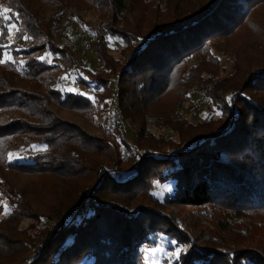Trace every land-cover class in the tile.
<instances>
[{"label":"trees","instance_id":"16d2710c","mask_svg":"<svg viewBox=\"0 0 264 264\" xmlns=\"http://www.w3.org/2000/svg\"><path fill=\"white\" fill-rule=\"evenodd\" d=\"M1 2L11 10L4 14L11 20H0L4 33L0 46L5 45L9 24L16 25L17 43L25 35L31 39L25 48L13 49L24 61L19 67L14 64L16 81L1 70L12 65L0 64V198L8 209L0 218V264H21L32 252L37 255L31 264H149L140 248L155 247L160 235L189 247V253L171 264H264V226L255 225L254 233L248 224L251 218L241 220L237 230L235 221L218 222L221 233L237 232L234 237L244 239L205 246L192 235L183 238L166 217L148 209L162 211L166 204L194 209L219 206L236 219L247 214L264 218V13L256 12L251 19L264 0ZM73 7L92 15L80 21L95 34L98 59L118 73L120 109L136 128L130 138L154 151L165 146L178 150L176 158L140 159L121 178L105 175L90 195L98 202L83 203L78 188L85 187L84 191L88 186L85 193L93 189L100 170H107L104 163L111 164L119 155L118 144L65 121L53 108L77 112L88 120L101 103L107 111L110 73L92 74L99 92L89 100L58 91V66L38 59L49 50L65 66L72 65L62 40L60 44L51 40L47 20ZM243 28L250 35L238 39ZM109 37L120 45L118 57L106 49ZM6 50L0 47V59ZM223 58L229 60L227 67ZM193 90L201 91L209 102L207 109L214 108L197 123L178 113ZM167 93L172 96L166 108ZM231 117L232 132L226 129ZM153 128L168 130L172 136L160 139ZM32 146L45 149L29 154ZM20 151L28 157L9 162L8 154ZM15 176L34 180L17 181ZM155 183L173 185L162 201L154 194ZM105 196L112 197L108 203ZM132 205L138 207L131 214L127 207ZM74 211L79 214L66 223ZM26 220L61 224L56 231L45 226L37 231L32 223L23 227Z\"/></svg>","mask_w":264,"mask_h":264},{"label":"rangeland","instance_id":"374dc122","mask_svg":"<svg viewBox=\"0 0 264 264\" xmlns=\"http://www.w3.org/2000/svg\"><path fill=\"white\" fill-rule=\"evenodd\" d=\"M4 8H6V6L5 4H2L0 0V13H2V9ZM71 9L75 10L74 14L76 15V17L74 20H71L70 17L67 15L68 10H71ZM256 12L264 13V6L254 11L253 14L251 15V19L253 18ZM81 18L88 20L92 18V15L87 14L84 11H79L74 7L70 9H64L63 12L61 11L57 12L55 16H53V18L47 20V23L52 31L50 33V36H52L51 40L57 44H60L61 43L60 40H62V43H64L66 46L65 41L60 38L61 36L60 34L62 33V31L65 32L67 37L72 36L70 38L76 39L77 37L75 35H78L79 33H81V27H84L87 29V27L80 21ZM14 30L15 29L13 28L12 35L11 36L8 35L6 41H4L5 45H10V47L7 48L8 51L6 50L4 51V53L7 52L11 56V60L6 61L5 63L9 62L12 66L1 68V70L3 74L6 75V77L12 78L14 81H16L18 78L17 77L18 69L14 67V64L17 63L19 67L21 65V62H24V61L22 60L21 57H17V58L15 57L13 49L17 48V50H19L20 48H23V47L25 48L27 44V40L22 39L20 42L17 43L16 39L13 37ZM90 32H92V34L95 35L92 30ZM249 35H250V32L248 31V29L243 28L238 33V39H242L243 37H248ZM94 44L95 43L92 44L91 50L88 51L87 53H84V55L83 54L78 55V53H76L74 49L72 48L70 49L68 48V46H66L72 56V62H71L72 65L65 66V63L60 59V56L58 54H53L49 50H45L44 52H42L38 56V59L39 57H46V59L44 60L39 59V61L44 62L46 65L52 64L54 66H58V73H56L58 74L57 76L58 83L55 86V88L58 91H60L62 94L80 95L84 98H88L89 100H93L96 93L99 92V88L98 86H96L97 84L94 81H92V74H95L97 72H105L103 74L110 73V76H109L110 82L108 85L109 97L108 99H106V106H107L110 100V96L112 97L114 93H116V91L119 92V88H118L119 87V76H118V73L110 72L109 65H106V64L103 65L101 63V61L97 57ZM143 44H144V41L138 44L137 49L142 47ZM75 45L77 46L78 44H75ZM62 46L63 45H60L58 46V48H62ZM119 48H120V45L115 38H112V37L107 38L106 49L109 53H112L114 54L115 57H118ZM11 54L14 56H12ZM3 59H5V56H3ZM222 62H223V66L225 67L229 65V60L227 58H223ZM262 73H258L257 75L262 74ZM107 74H106V77H108ZM239 93L233 96L232 104H231L232 107L236 104L235 101L237 100ZM118 96H119V93H118ZM171 96H172L171 93H167V95L164 96L163 101L165 102V104L163 106H165L166 108H167V102ZM189 96H190L189 100L180 109H178V113L182 117L186 118L189 122L197 123L199 121H202L203 119H206L209 115V111L214 112L213 110L214 108H208L209 110L207 109V105L209 104V102L207 103L205 98L202 96L200 90L191 91ZM118 101H119V98H118ZM102 107H103V104L101 103L99 104L97 112L94 114V116L88 115L91 118L90 120L86 119L81 114L71 111V110L68 111V110L53 108L54 111L57 113L56 115H59L65 121L79 124L88 133L94 135L95 137L103 138L106 141H110L113 146H115L114 143H116L118 144V147H119V149L118 147L116 148L119 155H116L117 158L115 159V161L111 162V164L110 162L104 163V167H106L107 170H104V168L101 169L102 171L100 170L101 173L98 177V180L96 181L95 184H92L93 189L90 192L88 190V192L85 193L87 188H89L88 186H86V189L84 191L83 189L85 187L82 189L78 188V192L82 196L83 203L88 200L94 201V202L98 200L97 197L94 199L90 195H93V190L99 185L100 180L105 175L109 176L108 171L115 170V169L120 171L121 176L119 178H121L125 171H128L129 169H131L132 167L135 166L136 163H138V161H140L139 159H135L128 155V148H127L128 146L127 144L122 143L117 133L113 134L111 137H107L104 134L103 126L105 125L104 116L106 114V110L103 111L104 109H102ZM125 123H126L125 132H126V138H127L126 140L129 143L136 145L142 151L147 152L150 155L152 154V156H150L149 158H156V156H160V155L167 156L169 152L175 153L176 151H178V150H174L169 147H166V146L162 147L159 151H154V149L139 145L138 143L134 142V137L130 138V135L135 136L136 128L133 129L132 126L128 124L126 121ZM227 123L228 124L226 126V129L232 132V130L234 129L233 118L232 117L229 118L227 120ZM152 132L155 134V136H162L160 137V139H163V138L165 139L166 137L172 136V133L168 130H158L156 128H153ZM44 149L45 148L43 146H36L35 148L32 147V149L28 151H29V154L35 155L37 153L43 152ZM13 154H15V156L17 157H22V159L23 157H28L27 152L25 151L15 152ZM22 159H14V160L21 161ZM14 160H12L11 162H14ZM12 179L17 180V181H22V182H28V183L34 180V178H27L23 176H15V177H12ZM45 183H47V180L43 184L45 185ZM155 184L156 185H155L154 194L155 196H157V198L160 201H162L163 197L167 196L171 192V187L173 185L172 183L168 184L169 186L167 184L166 185L165 184L160 185L158 183H155ZM58 190H61V189L58 188ZM105 197L107 198L106 200L107 203L109 202L108 199L112 198L111 196H105ZM137 204L140 206V199H139V202L137 201ZM4 206H5V202L3 199L1 200L0 198V209L2 211L0 212V218L5 216L8 213V210L7 212H5ZM132 206L133 207L131 206L127 207V211H129L131 214L135 213V210L138 207V206L134 207V205ZM148 209L156 213L160 217H163V218L166 217V219L168 220L170 224V228L177 229V231H179V233L181 234L183 238L192 239L191 238V235H192V237L195 238L197 242L203 245L205 244V246H212L211 244H209V242H212V241L219 242L223 240L225 243H230L234 239H237L236 237H234V235L237 232L235 234L221 233L218 227L219 221L227 220L230 223L232 221H235L236 226H234L233 228L236 230L239 228L238 226L239 222L243 219L247 221L248 219L251 218V220H248L249 221L248 224H251L252 231L255 230L253 228L255 225L264 226V222L262 223L256 222L259 220H264V218L260 217L259 214H256V215L252 214L251 216H248L247 214V216L245 217L236 219L234 215H231L230 213L231 211L226 210V209L223 210L219 208V206H216V207L212 206V207H207L203 209H194V208H185L182 206L180 207L178 205L166 204L164 207L161 208L163 209L162 211H159L160 209L158 208L152 209L151 206ZM74 212H71V214L66 218L65 220L66 223L70 219L72 220V218L75 217L77 214H79V212H75V213ZM254 220L256 221L254 222ZM31 223L37 226V228L35 229L37 231L44 226L51 231H56L60 228V224H61L60 220H56L55 222L54 221H51V222L42 221V223H39V224H36L35 222L31 220H26L23 222V227L28 226ZM256 232L254 231V233ZM157 238H158L157 245L155 247H152L150 245H145V246H142V248H140V251L144 252L146 256L145 258L147 259L149 264H171L172 262L177 261L179 257L177 258L172 255V253H174L177 248L181 249V252L179 253L180 257L189 253V247H187L188 245H186V243L177 242L175 240L165 238L161 235L158 236ZM238 239H244V238H238ZM247 239L251 241L252 237H248ZM174 241L175 243H173ZM240 242L242 243L243 241H240ZM36 255L37 254L35 252L28 253L26 259L21 264H31V260H33V258H35ZM138 264H142V263L138 261Z\"/></svg>","mask_w":264,"mask_h":264},{"label":"built area","instance_id":"2783aa9c","mask_svg":"<svg viewBox=\"0 0 264 264\" xmlns=\"http://www.w3.org/2000/svg\"><path fill=\"white\" fill-rule=\"evenodd\" d=\"M74 13H75L74 9L68 10L67 15L70 17L71 20H74L76 17ZM60 35H59L60 38L65 41L66 46H68V48L70 49L71 48L74 49L75 52L78 53V55L79 54L84 55V53H87L88 51H90L91 46L95 41V36L92 34V32H90L84 27H81V33H79L78 35H75L77 37L76 39L70 38L72 36L67 37L65 32L63 31ZM75 44H78V45L76 46ZM117 96H118L117 91L116 93H114L112 97L110 96V100L107 106V111L104 116V123H105V125L103 126L104 134L107 137H111L113 134L117 133L122 143L127 144L129 156L135 159H139V160L145 157L149 158L150 156H152V154L150 155L149 153L142 151L136 145L129 143L126 140L127 139L126 132H125L126 123L123 117V113L120 109ZM185 152H187V150H185ZM165 157L176 158V154L173 152H169L167 156H161V155L156 156L158 160H161L162 158H165ZM108 172H109V176L112 177L113 179H116V178L118 179L121 176V172L116 169L108 171Z\"/></svg>","mask_w":264,"mask_h":264},{"label":"snow or ice","instance_id":"6c2138e0","mask_svg":"<svg viewBox=\"0 0 264 264\" xmlns=\"http://www.w3.org/2000/svg\"><path fill=\"white\" fill-rule=\"evenodd\" d=\"M10 11L11 10L8 9V8L2 9V13H0V20H5V21L11 20V16L10 15H4L5 13H9ZM13 28H16L15 24L7 25V34L9 36L12 35V29ZM17 31H19V29H17ZM0 34H4L2 30H0ZM24 39H26V40L27 39H31V37L25 35ZM0 47L8 48V47H10V45H2ZM4 56H5V59H0V64H3L6 61L11 60V56L7 52L4 53ZM39 59L44 60V59H46V57H39ZM216 114L219 115L220 113H216ZM32 147L35 148L36 146H32ZM8 159H9V162H11L14 159H22V157H17V156H15V154L9 153L8 154ZM4 207H5V212H7V210H8L7 209V205H5ZM173 243H175V241ZM180 252H181V249L177 248L176 251L174 253H172V255L178 258Z\"/></svg>","mask_w":264,"mask_h":264}]
</instances>
